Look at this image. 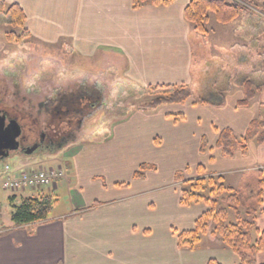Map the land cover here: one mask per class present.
<instances>
[{"label": "crops", "instance_id": "0c3cea01", "mask_svg": "<svg viewBox=\"0 0 264 264\" xmlns=\"http://www.w3.org/2000/svg\"><path fill=\"white\" fill-rule=\"evenodd\" d=\"M5 2L21 5L27 16L26 26L30 24L27 12L32 9L30 0ZM44 2L54 5L52 8L57 12L54 24L46 25L51 27L50 36L55 37V42H61L60 50H71L81 59H88V72L102 69L104 60L116 58L126 61L118 64L119 69L113 68L118 73L122 69L126 72L134 63L130 59L138 58L137 54L131 56L129 50L132 54L133 51L141 53L140 48L148 54L155 45L161 47L165 42L164 49L167 50L170 44L172 53L181 55L187 51L190 54L186 39L192 26L184 17V9L190 0H174L165 6L147 4L137 9L133 8L132 0ZM260 3L263 4L260 14L264 17V0ZM241 21L240 16L229 24L217 22L227 27L220 35L221 40L213 41L221 45L220 56L215 62L204 61V66L195 69V73L201 75L200 79L210 76L215 84L226 82L220 89L222 98L219 102H193L190 98L184 104L173 105H182L178 113L160 109L167 105L148 112L140 109L125 111L118 120L105 123L111 128L105 143L89 142L83 137L62 147L61 153L54 152L43 158L49 156V160L56 161L57 166L65 170L66 176L59 181L68 186L70 207L60 210L58 200L44 222L15 226L12 221L7 225L1 221L0 264H208L211 259L221 264H240L238 255L210 232L201 235L199 243L192 249L179 244L178 234L194 229L196 220L208 206L205 203L181 204L183 184L176 181L175 174L185 171L186 177L192 178L201 168L206 176H221L234 193L245 197L247 205L240 207L242 217L264 231V196L261 203L256 196L258 184L261 178L264 179V143L252 140L247 144L245 154L238 151L234 157H227L216 145L222 130L230 128L238 139H242L253 120L264 121L261 116V112L264 116V60L262 66L256 63L254 29ZM239 22L241 25H237ZM27 29L31 36L35 32L48 35L40 27L36 29L29 25ZM209 33L210 30L205 35L209 36ZM249 40H252L250 44ZM260 48L262 52L258 54L264 56V42ZM203 58H206L205 54ZM98 59L103 60L102 68H99ZM74 63L69 73H78L79 64L75 66ZM240 73L242 78H239ZM188 74L189 69L170 66L159 78L174 82L181 77L188 84L192 80L186 77ZM246 80L259 89L248 105H239L245 98ZM130 139L135 142L128 145ZM140 139L145 141L140 142ZM204 141L206 147L202 149ZM162 145L164 151L170 153L176 171L171 185L153 181L151 177L155 172L147 161L140 165L147 166L143 176H135L140 170L137 164L131 167L133 178L128 183L124 181L126 178L122 179L120 174L125 166L126 149L130 154H140L147 147L159 153ZM151 163H154L152 159ZM16 164L24 168L30 165L19 161ZM189 164L192 165L191 173ZM112 171L116 173L113 177ZM59 181L50 191L38 188L36 195L28 197L41 193L55 196L61 188ZM10 200L14 202L16 195ZM12 206L17 205L13 203ZM219 208H228V205L221 202ZM233 215V222H236V214ZM205 240H215L216 246L202 249ZM256 260L257 264H264V250L257 253Z\"/></svg>", "mask_w": 264, "mask_h": 264}, {"label": "rangeland", "instance_id": "374dc122", "mask_svg": "<svg viewBox=\"0 0 264 264\" xmlns=\"http://www.w3.org/2000/svg\"><path fill=\"white\" fill-rule=\"evenodd\" d=\"M5 1L6 0H4V2ZM260 2L261 0H251V2L249 0V3L252 5H249V9L241 15V22L248 25V28L251 30L254 29L256 35L254 41V57L256 63L262 66V60H264L262 57L264 56L258 54V52H262L260 47L263 46L264 42V17L260 14V8L263 7V4ZM10 3L12 2L8 4ZM29 3L32 7L30 10L27 9L30 17L29 25L34 26L36 29L40 27L42 30H46L47 36H42V33L38 34L35 32L28 40L25 39L21 43L9 41L7 37L8 34L12 31H16V34H19L21 31L14 29V27L9 24L7 17L0 12V113L6 114L8 118L16 120L19 123L21 128L20 141L24 147L28 148L34 146L33 144L35 142L42 139L43 134L47 136V139H50L52 134L51 126H61V128L66 129V127L70 125L69 123H77L80 127L73 131L72 135L66 140L64 146L76 143V141L83 137H85V140H89V142L93 143L104 141L108 135H110L111 129L110 126L105 123L118 120V117L125 113V111L140 109L142 104L149 102L153 98L149 93L150 86L157 84H173L177 86L187 84L181 77L174 82H168L165 79L159 78L161 76L160 74L170 66H174L175 69L190 70V75L188 74L186 77L189 76V79H192L191 82L187 84L192 91L191 101L196 102L197 100L205 99L215 103L219 102L222 98L220 89L226 82L215 84V81H211L210 76L200 79L201 75L195 73V69L204 66V61H208L209 63L212 61L215 62V58L220 56L221 45H217V43L214 44L213 41L215 39L221 40L220 35L227 27L218 24L213 13H210V22L207 25V28L210 30L209 36L196 32L193 29V25L190 24L192 29L186 39L190 54L185 51L181 52V55L180 53L173 52L174 55L171 52L170 44L167 50L164 49V46L165 48L167 46L165 42V45L161 43L160 46L162 48L159 47V44L158 46L155 45V48H152L148 54L140 48L139 51L141 50V53L133 51L132 54V51L129 50L131 56H136L137 54L138 58L130 59V61H133L135 64H130L126 72L122 69V71L120 70V73H118V71L113 68L117 67V69H119L120 66H118V64L126 61L123 58L106 59L104 61L98 59L99 68H102V61L104 68L93 69V72H88V65H86V63H89L88 59H81L79 55H76V53L71 50H60L61 42H55V37L50 36L51 27L50 25H46L54 24L53 21L56 19L57 15L56 9L52 8L54 5L50 6L46 4L44 0H30ZM56 6L58 5L56 4ZM33 10H35V12ZM166 10L169 9H164V11ZM241 22L237 25H241ZM29 25L27 24L26 27L28 28ZM52 28L54 29L55 27ZM55 29L57 30V28ZM258 37L260 38L257 39ZM69 39L70 36H68V40ZM258 40L262 41L258 42ZM249 41L250 44L252 40ZM144 45L142 47H144ZM199 45L204 47H200ZM254 46H252L251 49H253ZM131 47L133 48V45ZM136 47L138 46L136 45ZM239 49L241 50L244 48L239 47ZM170 54H172V56ZM204 54L206 58H203ZM189 55H191V57H189ZM74 61L75 66H77L76 64H79V66L82 65V67L78 66L79 71L76 74L69 73L71 72L69 68ZM110 66L111 68H108ZM242 77L240 73L239 78ZM250 77L255 78L256 76L253 77L250 75ZM82 92H85L91 97L86 99L82 98V96H80ZM72 93H75V95H73L72 102H68L69 105L67 104L69 106V112L63 111V109H67V107L65 104L61 106L62 101L56 99L61 95L62 97H68V95ZM92 98H94V100ZM46 101H49V104L53 103V114H49L48 117L44 107L41 106V104ZM88 101L95 103V106L90 107L89 111L84 116H76L74 113L76 110L74 109L77 107H85ZM180 107H182V105H167L160 109H164L170 113H178L182 110ZM61 108L62 110L61 112L59 111L60 113L56 112L57 109L60 110ZM261 116L264 117L262 112ZM44 122H46L48 129L45 128L46 125L44 126ZM141 141H145V139H140V142ZM133 142H135V139H130L127 144L130 145ZM61 149L55 150V154L61 153ZM126 150L127 154L124 156L125 166L122 168L120 174L122 179L126 178L124 181L128 183L129 180L133 178L132 166L134 167V165L137 164L140 166L143 161H147V164H150L155 172L153 177H151L153 181H158V183L162 185H171L173 183L176 171L172 166L170 153L168 154L166 150L164 151L163 145L159 148V153L147 147L144 148L145 151L140 154H130V150ZM47 159L39 157L36 163L30 162L31 164L26 166V169L51 166L60 167L57 166L59 163L56 161L49 160V156ZM151 159L154 163H151ZM4 161L12 165H17L18 157L13 154L5 158ZM0 164H2V160H0ZM188 169L190 170L189 173H191V164H189ZM114 173V171L111 172V177L114 176ZM181 173L184 175L185 179H187L185 171H181ZM105 177L104 179L108 181V178ZM195 177L196 176H192V178ZM59 185L61 188L56 192L55 196L59 200V209L65 210L70 207V192L67 185H63L60 181ZM72 186H74V184ZM252 188L255 189L254 187ZM41 190L47 192L51 190V187H43ZM37 191L38 190L32 188L17 191L0 190V222L2 221L5 225L11 223L10 216L13 203L15 205H20L23 198L33 194L36 195ZM13 195H16V200L11 202L10 198ZM229 212L235 213L232 210H229ZM233 213L229 220H235V215H233ZM253 234L255 235V233ZM216 240H221V238L218 237ZM214 241L215 240L209 242L205 240L203 247L201 246L202 249L205 250L214 247V245L216 246Z\"/></svg>", "mask_w": 264, "mask_h": 264}, {"label": "trees", "instance_id": "16d2710c", "mask_svg": "<svg viewBox=\"0 0 264 264\" xmlns=\"http://www.w3.org/2000/svg\"><path fill=\"white\" fill-rule=\"evenodd\" d=\"M173 1L132 0V6L135 9L147 4L165 6ZM249 5H252L249 0H190L184 9V17L193 25L196 32L207 34L209 32L207 25L210 22V13L215 15L218 23L229 24L238 19L243 12H246ZM0 12L7 17L9 24L14 29L21 31L19 34H16V31L8 34L9 41L21 43L31 37L30 31L26 28L27 16L21 5L0 1ZM244 87L245 98L239 102V105H248L259 89V86H255L250 80L244 82ZM149 93L153 98L140 106L142 111H153L162 105L184 104L192 97V91L186 84L180 86L157 84L149 87ZM199 102L210 103L205 99H201ZM252 140L264 143L263 120H253L242 139H238L230 128L222 130L216 145L224 155L234 157L238 151L245 154L247 144ZM205 147L206 142L204 141L202 149H205ZM146 168V165L140 166V170L135 173V176H143V171ZM175 179L183 184L181 204L205 203L208 206V210L196 220L194 229L178 234L179 244L192 249L199 243L201 235L210 232L219 236L225 246L238 255L240 264H257V253L264 250V231L258 230L253 221L242 217L240 207L247 205L245 197L240 193H234V189L226 186L221 176H206L201 168H199L198 175L195 178L185 179L181 172H177ZM225 194H227V197H224ZM256 196L258 202L261 203L264 196L263 178L258 184ZM221 202H226L228 208H219ZM57 203L58 199L52 194L41 193L39 196L26 197L20 205L13 206L11 221L15 226L44 222L49 219V214ZM229 209L235 212L236 222L229 220ZM212 225H214L213 230H210ZM208 264L221 263L211 259Z\"/></svg>", "mask_w": 264, "mask_h": 264}, {"label": "flooded vegetation", "instance_id": "af4514ba", "mask_svg": "<svg viewBox=\"0 0 264 264\" xmlns=\"http://www.w3.org/2000/svg\"><path fill=\"white\" fill-rule=\"evenodd\" d=\"M73 95H75V93L69 94L68 97H65V96L62 97V95H61L58 99H56V100L62 101L61 106H63L65 104V106L67 107V109L64 108L63 111L69 112L68 111L69 110L68 102H72L73 97H74ZM80 96H82V98H85V99L88 97H91L90 95H87L85 92L80 93ZM92 99L94 100V98H92ZM89 101L85 107L83 106L84 108L83 107H81V108L77 107L74 109V110H76L74 112L76 114V116H84L85 114H87L90 107H94L95 103H92V101L91 102H89ZM41 106L44 107L45 113L47 114V117L49 116V114H53L52 113L53 103L49 104V101H46L45 103L41 104ZM61 110H62V108L60 110L57 109L56 112H59V111L61 112ZM10 120L11 119L8 118V116H7V122H9ZM69 124L70 125L67 126L66 129L61 128V126H55V127L51 126L52 134H51L50 139H47V136L45 134H43L42 139L33 144L34 146H36V149L34 151L29 152V153L25 152L27 147H24L22 145V143L20 141V137H19V147L14 152H11L10 156L14 154L18 157L19 162H21V163L25 162L27 164H30V162L36 163L37 160H39V157L46 158L47 155L54 153L55 150H59L62 147H64V144L66 143V140L68 139V137L72 135V133L75 129L80 127V126H78L77 123H72V124L69 123ZM45 125H46V122H44V126ZM45 128L48 129L47 125ZM34 146H32V147H34ZM32 147H30V148H32Z\"/></svg>", "mask_w": 264, "mask_h": 264}, {"label": "built area", "instance_id": "2783aa9c", "mask_svg": "<svg viewBox=\"0 0 264 264\" xmlns=\"http://www.w3.org/2000/svg\"><path fill=\"white\" fill-rule=\"evenodd\" d=\"M66 176L62 167L26 169L7 161L0 164V190H22L53 187Z\"/></svg>", "mask_w": 264, "mask_h": 264}, {"label": "water", "instance_id": "95a60500", "mask_svg": "<svg viewBox=\"0 0 264 264\" xmlns=\"http://www.w3.org/2000/svg\"><path fill=\"white\" fill-rule=\"evenodd\" d=\"M21 135V128L16 120L11 119L7 122L6 114L0 113V160L10 156L19 147V137ZM36 146L26 149V153L34 151Z\"/></svg>", "mask_w": 264, "mask_h": 264}]
</instances>
